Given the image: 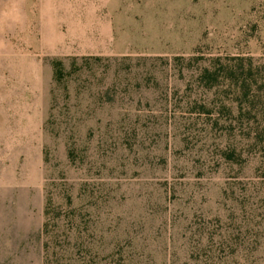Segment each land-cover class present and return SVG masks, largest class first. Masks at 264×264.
Masks as SVG:
<instances>
[{"label":"rangeland","instance_id":"rangeland-1","mask_svg":"<svg viewBox=\"0 0 264 264\" xmlns=\"http://www.w3.org/2000/svg\"><path fill=\"white\" fill-rule=\"evenodd\" d=\"M235 56L264 0H0V264H264L262 165L197 79Z\"/></svg>","mask_w":264,"mask_h":264},{"label":"trees","instance_id":"trees-1","mask_svg":"<svg viewBox=\"0 0 264 264\" xmlns=\"http://www.w3.org/2000/svg\"><path fill=\"white\" fill-rule=\"evenodd\" d=\"M55 74L60 77L59 62L55 63ZM198 82L208 89L217 90L226 86L225 91H220L221 96L227 99V95L233 94L231 100L236 105L235 115H231L228 109L221 115L234 123V128H230L234 135L238 137L236 143L226 147L223 151V158L227 162H239L245 154L258 159L262 165L264 178V62H254L252 58L246 56L225 57L213 60L209 66L201 69L197 76ZM246 146V153L244 147ZM248 147V148H247ZM50 199L45 206L44 214L46 218L50 214ZM43 234L48 233V223L43 224ZM46 245V244H45Z\"/></svg>","mask_w":264,"mask_h":264}]
</instances>
